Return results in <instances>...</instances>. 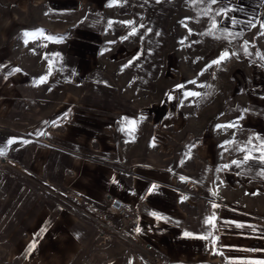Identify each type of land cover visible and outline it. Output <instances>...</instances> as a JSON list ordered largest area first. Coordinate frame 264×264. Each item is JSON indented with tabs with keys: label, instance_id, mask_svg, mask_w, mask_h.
I'll use <instances>...</instances> for the list:
<instances>
[{
	"label": "crops",
	"instance_id": "1",
	"mask_svg": "<svg viewBox=\"0 0 264 264\" xmlns=\"http://www.w3.org/2000/svg\"><path fill=\"white\" fill-rule=\"evenodd\" d=\"M126 2L0 0V159L9 168L0 216L10 237L35 243L27 256L35 264L264 261L262 130L240 131L236 150L220 148L206 88L195 86L208 77L181 78L189 86L177 90L163 72L179 56L163 55L167 25L145 10L125 12ZM196 52L185 51V64L202 57ZM253 95L258 107L264 94ZM234 160L242 163L229 168ZM107 196L137 209L135 242L110 235L120 222ZM213 213L214 228L204 223Z\"/></svg>",
	"mask_w": 264,
	"mask_h": 264
},
{
	"label": "rangeland",
	"instance_id": "2",
	"mask_svg": "<svg viewBox=\"0 0 264 264\" xmlns=\"http://www.w3.org/2000/svg\"><path fill=\"white\" fill-rule=\"evenodd\" d=\"M122 6L125 12L132 9L150 12L155 17H160L161 21L167 25L169 31H162L163 55H168L169 51L175 49L179 56L177 69L167 67L163 72H165L164 75L177 79L176 89L177 85H181V78L189 75L208 77L207 84L203 85L206 88L203 92V101H208L211 137L214 141L221 140L220 148L225 145L231 148L230 151L236 150L237 143L240 144L241 135L248 129H254V131L261 129L264 134V98L257 107L255 106L257 99L253 95L256 91L264 94V59H262L264 35H261L264 31L261 28V24L264 23V0H219L217 4L210 5L213 11L207 15L202 13L205 5L193 6L191 0H159V2L129 0ZM221 9L225 10L223 15H216V12ZM233 20L237 23L233 24ZM214 21L218 24V28L214 29L212 34H204L208 33ZM249 22L255 26H250ZM173 26L175 30L170 31V27ZM245 41L248 42L247 54H245ZM187 50L190 53L192 50L197 53L196 50H198L202 57L194 58L189 66L185 64L187 59L184 55ZM225 50L230 53L235 52L237 55L207 67ZM253 65H258L259 69ZM202 70L203 74L200 75ZM185 86L189 85L184 84ZM195 86L201 87V84H195ZM235 89L237 99L234 95ZM230 122L234 125L233 127H237V130L231 131L232 127H217L228 125ZM235 139H237L236 143H225ZM5 162H7L6 159H0V193L1 186L5 187L3 174H7L9 170ZM228 165L232 168L234 164ZM232 194L230 192L226 199L230 200L233 197ZM3 222L0 216V264H35V260L27 257L28 252L30 256L32 255L34 248L29 250L32 244L16 242L17 239L10 237L9 227ZM110 235L119 237L111 230Z\"/></svg>",
	"mask_w": 264,
	"mask_h": 264
},
{
	"label": "snow or ice",
	"instance_id": "3",
	"mask_svg": "<svg viewBox=\"0 0 264 264\" xmlns=\"http://www.w3.org/2000/svg\"><path fill=\"white\" fill-rule=\"evenodd\" d=\"M125 2H126V0H125ZM157 2H159V0H157ZM191 2H192V4H193V6H195V5H197V4H203V5H205V7L202 9V13H203L204 15H207L209 12L213 11V9L210 7V5H215V4H217V3L219 2V0H191ZM112 3H113V5L118 4V3H119V0H112ZM224 11H225L224 9H221L220 11L216 12V15H223ZM185 19L187 20V19H191V18H185ZM111 23H112V22H109V26H111ZM120 23H123V24H126V25L131 26V25H133L135 22H134V21H122V22H120ZM232 23L235 24V23H237V21L233 20ZM249 23H250V26H253V27L255 26L254 24H251V22H249ZM186 26H187V25H185V27H186ZM140 27H144V26H143V25H140ZM217 28H218V24L214 21V22L212 23L211 28L209 29L208 33H204V34H212V31H213L214 29H217ZM261 28L264 29V23L261 24ZM148 31H151V30L148 29ZM38 32H40L41 34H43V30H38ZM136 34H137V29H136L135 27H132L131 32L129 33V35H136ZM189 34H191V29H189ZM29 35H30V33H28V32H25V33H24V36H25V37H27V36H29ZM157 35H159V33H157ZM229 35H232V34L229 33ZM261 35H264V31L261 32ZM127 38H128L127 36L122 37V39H127ZM216 38H219V37H216ZM48 39H56V38H54V37H48ZM25 43H27V40H25ZM247 44H248V42L245 41V45H244V47H245V54H247ZM233 55H237V53H235V52H231V53H230L229 51L225 50V51H223V52L221 53L220 57H218L217 60L212 61L211 64L208 65L207 67H211V65H214V64H219V63H221L222 61H225L226 59L230 58V57L233 56ZM137 58H138V57H137ZM262 59H264V57H262ZM129 66H132V61H129V64H128V65H124L123 67H129ZM14 71H15V72H19L20 69H19V68H15ZM49 74H50V73H49ZM202 74H203V70H202V72L200 73V75H202ZM46 79H47L46 76H45V77H41L39 83L46 82ZM189 83L195 84L196 81H190ZM201 86H203V85H201ZM183 87H184V85H177V89H181V88H183ZM184 95H185V97L187 98V97H192V96H200L201 93L194 92V91H189V92H185ZM170 98H171V97H170ZM132 123H135V122H132ZM233 126H234V125L230 122L228 125H218L217 127L220 128V127H233ZM41 134L43 135L44 133H41ZM13 142H15L14 139H9V140L7 141L8 144H12ZM22 142H23V141H22ZM25 143H26V142H25ZM225 143H231V142H230V141H226ZM249 143H251V140L249 141ZM240 150H241V151H245L246 155H245V157H244V162H246V161L249 159V155H248V151H249V150H248L247 148L240 149ZM258 150L261 152V155H260L258 158H259L261 161H264V144H261V145L259 146V149H258ZM3 154H4L3 149H0V155H3ZM240 163H242V162H240V161H235V160L232 161V164H235V165H237V166H239ZM225 167H228V165H225ZM261 175H264V172H262ZM181 180H182V181L185 180V177L182 176V177H181ZM155 187H156V185H153V186H152L153 189H154ZM212 194H213V195H216L215 192H213ZM185 199H186V197H185ZM213 207H214V208H215V207H218V205L213 204ZM153 215H156V214L153 213ZM216 219H217V217L215 216V213H213L212 216L207 217V218L205 219L204 223H205L206 225H210L211 227L214 228V227H215V223H214V221H215ZM236 226H237V227H243L242 224H237ZM42 231H43V229H42ZM137 231H140V229H137ZM186 235H190V234H189V233H186ZM211 236H212V233H211V232H208V234H207L206 236H203V237H201V238H203V239H207V238H209V237H211ZM214 239H218V237H214ZM32 248H35V243H33L32 245H30V249H29V250H31ZM258 264H264V261H262V262H258Z\"/></svg>",
	"mask_w": 264,
	"mask_h": 264
},
{
	"label": "built area",
	"instance_id": "4",
	"mask_svg": "<svg viewBox=\"0 0 264 264\" xmlns=\"http://www.w3.org/2000/svg\"><path fill=\"white\" fill-rule=\"evenodd\" d=\"M106 201L110 212L115 215L120 222V227L118 229H110L130 241H134L131 234L135 232L139 226V214L137 209L127 205L121 199L114 196H107Z\"/></svg>",
	"mask_w": 264,
	"mask_h": 264
}]
</instances>
